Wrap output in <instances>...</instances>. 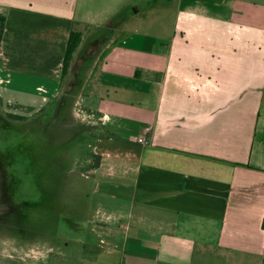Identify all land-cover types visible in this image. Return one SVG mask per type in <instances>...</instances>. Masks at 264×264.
Masks as SVG:
<instances>
[{"label": "crops", "instance_id": "0c3cea01", "mask_svg": "<svg viewBox=\"0 0 264 264\" xmlns=\"http://www.w3.org/2000/svg\"><path fill=\"white\" fill-rule=\"evenodd\" d=\"M0 3V94L25 111L60 95L81 34L75 103L101 127L87 171L113 184L88 223L94 244L80 237L92 264H264V0H169L168 37L130 20L102 32L97 0Z\"/></svg>", "mask_w": 264, "mask_h": 264}, {"label": "rangeland", "instance_id": "374dc122", "mask_svg": "<svg viewBox=\"0 0 264 264\" xmlns=\"http://www.w3.org/2000/svg\"><path fill=\"white\" fill-rule=\"evenodd\" d=\"M97 1L101 6L94 9L95 18L103 22L100 30L108 35L129 20L133 33L170 34L176 8L169 0ZM2 12L0 3V16ZM101 44L87 48V54L99 53ZM84 54L79 50L78 58ZM79 63L76 60L71 68L69 64L60 95L53 98L50 108L25 111L24 99L9 103L0 94V184L5 189V201L0 203V264L91 263L80 237L94 244L88 223L103 203V190H113V184L97 183L87 171L91 163L97 164L96 158L88 162L86 155L101 127L94 123L96 114L88 117L91 114L75 103L83 80L76 67ZM11 115L23 119L14 120ZM11 208L13 213L7 216ZM92 226L102 234L113 228L104 217Z\"/></svg>", "mask_w": 264, "mask_h": 264}, {"label": "trees", "instance_id": "16d2710c", "mask_svg": "<svg viewBox=\"0 0 264 264\" xmlns=\"http://www.w3.org/2000/svg\"><path fill=\"white\" fill-rule=\"evenodd\" d=\"M4 26H5V17L3 15L0 16V45H1V40H2V35L4 32ZM81 41V34L78 32H71L70 36L68 38V43L66 47V52L63 60V68H62V77L65 76L67 69L69 67L72 55L74 51L77 49L79 43ZM12 119L14 120H21L23 117L18 116V115H11ZM262 226L264 227V219H263V224Z\"/></svg>", "mask_w": 264, "mask_h": 264}, {"label": "flooded vegetation", "instance_id": "af4514ba", "mask_svg": "<svg viewBox=\"0 0 264 264\" xmlns=\"http://www.w3.org/2000/svg\"><path fill=\"white\" fill-rule=\"evenodd\" d=\"M5 201V189H4V185L0 184V203L3 204V202ZM10 204V203H9ZM10 206L12 207V205L10 204ZM15 208H18V206H16ZM7 216L13 213L12 208L10 209V211H7Z\"/></svg>", "mask_w": 264, "mask_h": 264}, {"label": "built area", "instance_id": "2783aa9c", "mask_svg": "<svg viewBox=\"0 0 264 264\" xmlns=\"http://www.w3.org/2000/svg\"><path fill=\"white\" fill-rule=\"evenodd\" d=\"M139 142L140 143H145V141L141 138V139H139Z\"/></svg>", "mask_w": 264, "mask_h": 264}]
</instances>
